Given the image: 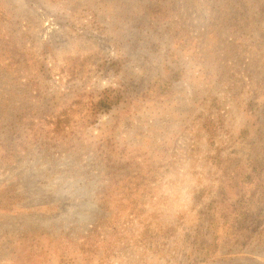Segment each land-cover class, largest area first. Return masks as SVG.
Wrapping results in <instances>:
<instances>
[{
    "label": "rangeland",
    "instance_id": "374dc122",
    "mask_svg": "<svg viewBox=\"0 0 264 264\" xmlns=\"http://www.w3.org/2000/svg\"><path fill=\"white\" fill-rule=\"evenodd\" d=\"M262 62L264 0H0V264H264Z\"/></svg>",
    "mask_w": 264,
    "mask_h": 264
},
{
    "label": "trees",
    "instance_id": "16d2710c",
    "mask_svg": "<svg viewBox=\"0 0 264 264\" xmlns=\"http://www.w3.org/2000/svg\"><path fill=\"white\" fill-rule=\"evenodd\" d=\"M86 10V9H85ZM256 15L252 16H246L244 18V20H242L241 25H234L236 26V28L239 29H245L246 27V23H247V29H254L253 25H252V21L256 20V16L257 13L255 12ZM245 23V27H242V24ZM242 32L239 31L237 33L240 34ZM254 31L253 30H249L246 32L241 33L240 35H238L239 37V43L243 44L246 46V48H249V46L251 45H256L259 46L261 44L260 41H257L255 38V35L253 34ZM249 58V57H248ZM259 65H264V62L259 63ZM254 66H258V64H254ZM181 70H175L169 73L168 76H165L164 80L159 81L158 83L156 82L155 85V92L157 93L158 96H165L167 92H169L170 87L172 86V84L174 83V81L180 77L181 75ZM263 73H264V69H263ZM118 98V97H117ZM116 97H109V96H102L96 99L95 102H92L91 108L90 109V116L93 115V113L95 112V110L97 108L102 109V106L106 109L110 108L115 102H116ZM251 105V110H253V107H256L259 109V116L260 117H264V104L261 106H257V103L255 102V100L253 98H251V100L248 102ZM48 104V102H47ZM46 105V104H45ZM51 106V104H50ZM24 108V107H23ZM88 111V110H87ZM23 113H29L31 112L29 108H24L22 109ZM19 122V121H18ZM35 120L31 119H23L22 121H20V123L22 125H28V124H35ZM209 123H207L206 127L208 126ZM2 125V124H1ZM13 123H8L6 125V127L12 126ZM210 126L209 128H211L210 130L213 131L214 127ZM256 134H258V138L254 141L250 143V147H249V157L247 155V163L245 164L247 167L250 168L251 172L255 173V174H260L262 172H264V127L260 128L259 130H256ZM18 137V136H17ZM1 140H4V137L0 138ZM16 139V138H14ZM14 139H11L10 142L12 143L14 141ZM245 141V139H244ZM249 139L245 142H248ZM251 141V139H250ZM237 158V157H236ZM223 161V157H221L218 161L222 162ZM234 165H237L239 160L238 159H233L232 160ZM242 179L245 180V182H250L251 181V177L250 174L248 175H244L242 176ZM260 195L263 197L264 193H260ZM214 200L212 199V201H210L209 203L212 204ZM212 207V206H211ZM235 211H237L238 213H240V211L238 210V208L234 209ZM260 213H258L257 215H250L249 218L250 219H256L258 217H260ZM239 218H237L238 220ZM247 219H248V215H247ZM217 217L214 216V214L212 213V210L209 212H203L202 213V217L199 218L198 223L195 225V227L191 230L190 233H188L187 236V242L190 243L191 245V252L190 254L187 256L188 259H191V257H196L199 258L201 255V257L203 258V261H205L206 259H208L211 255L215 254L217 252V250L219 249V240L217 237V234L215 233V229L214 226L215 224H217ZM254 230H256V228H254ZM217 254V253H216ZM196 262V261H195ZM205 263H208L205 262ZM189 264H194V262H189Z\"/></svg>",
    "mask_w": 264,
    "mask_h": 264
}]
</instances>
